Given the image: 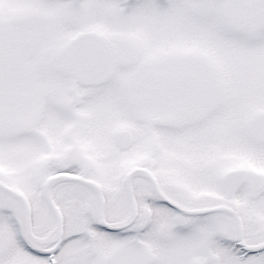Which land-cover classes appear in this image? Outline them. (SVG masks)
<instances>
[{"label": "snow or ice", "instance_id": "obj_1", "mask_svg": "<svg viewBox=\"0 0 264 264\" xmlns=\"http://www.w3.org/2000/svg\"><path fill=\"white\" fill-rule=\"evenodd\" d=\"M0 264H264V0H0Z\"/></svg>", "mask_w": 264, "mask_h": 264}]
</instances>
